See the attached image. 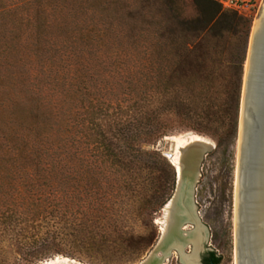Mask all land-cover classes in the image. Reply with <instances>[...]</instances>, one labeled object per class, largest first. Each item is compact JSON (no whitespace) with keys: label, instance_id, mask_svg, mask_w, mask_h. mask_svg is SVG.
<instances>
[{"label":"trees","instance_id":"obj_1","mask_svg":"<svg viewBox=\"0 0 264 264\" xmlns=\"http://www.w3.org/2000/svg\"><path fill=\"white\" fill-rule=\"evenodd\" d=\"M109 1L116 7L108 0H0V66H8L7 90L0 84L8 242L25 264L77 254L136 263L149 243L133 230L134 216L121 214L115 191L131 195L137 155L153 158L145 205H165L175 181L164 158L136 146L165 136L173 120L158 122L163 114L180 123L197 115L204 124L196 132L202 134L223 117L226 136L236 134L250 19L222 11L220 0H192L198 17L185 21L168 0H144L150 20L140 36L150 73L138 87L135 75L117 74L114 86L94 96L88 75L63 68L73 66L70 54L77 68L86 63L84 51L129 45L134 27L124 26L119 0ZM103 96L113 102L102 104ZM92 169L109 176L99 175L92 184ZM2 206L0 201V211ZM4 236L0 230V255Z\"/></svg>","mask_w":264,"mask_h":264},{"label":"rangeland","instance_id":"obj_2","mask_svg":"<svg viewBox=\"0 0 264 264\" xmlns=\"http://www.w3.org/2000/svg\"><path fill=\"white\" fill-rule=\"evenodd\" d=\"M173 5L175 14L185 21H192L198 17V11L192 0H168ZM108 2H110L108 0ZM111 7H116L110 2ZM120 8H123L124 26L134 27V37L128 38L129 45L121 43V46L117 48L101 49V50H88L82 53V57L86 59V63L82 67H75L77 60L73 54H70L71 68L64 67L63 70L67 71L66 74L75 75L83 74L88 75L91 78L88 84L91 88L92 94L95 96L104 86H114L115 80L112 77L117 74L123 75H135L136 86L144 84L143 78L150 73V66L148 62V54L144 52L143 39L141 38V29L146 27V23H149L148 18L149 9H147V3L144 0H119L117 4ZM253 5V6H251ZM129 8V9H128ZM127 10L133 13V17H128ZM222 11H232L223 9ZM264 14V0H244V7L239 14L241 17L250 19V27L246 39L245 61L243 66L242 85L244 81V67L246 58L248 55L250 34L254 23L259 20ZM121 17V16H120ZM95 20V18H94ZM141 33V34H140ZM126 41H123L125 43ZM134 42V43H133ZM120 52V55L118 54ZM146 53V54H145ZM50 56L53 52H49ZM78 54V52H74ZM120 57V58H118ZM118 58V59H117ZM147 60V62H146ZM102 63V64H100ZM62 71V70H61ZM78 71V73H76ZM139 79V80H138ZM0 84L4 86L5 90L8 87V66H0ZM103 94V93H102ZM242 94V86H241ZM240 94V101H241ZM91 96V97H94ZM96 98V97H95ZM109 98L103 96L102 104L113 102L105 99ZM240 112V106H239ZM117 116L111 117L110 120L116 119ZM173 120L168 124V130L163 138L155 140L152 144H140L136 146L138 149L149 152L157 153L161 158H164L168 164L173 168L169 161L164 157V153L169 152L172 149L173 156L176 153V141L187 142L191 137H198L214 146V149L207 153L199 167V177L193 188L192 202L194 206V216L198 224L188 223L185 227L186 232L193 233L196 226L200 229L201 241L204 240L202 246L198 249L203 254L206 251L214 252L220 257L221 264H235L234 250L236 246L235 237V183H236V171H237V147H238V121L236 127V134L234 137L226 136L228 119H224L219 116L216 117L211 124L210 130H207V134L196 132V129L202 130V126L199 123L202 121L197 115L192 116L186 123H180V119L163 114L158 118V122L167 124L165 121ZM98 122L102 126H106L108 120L100 117ZM159 123V124H160ZM204 124V122H201ZM145 129V126L142 125ZM171 127V129H169ZM208 127V126H207ZM2 137L7 136L1 135ZM170 138H174V144L170 141ZM176 140V141H175ZM217 141V143L215 142ZM135 164L133 165V176L130 180L129 189L130 192H124V190L116 189L115 193L119 195L117 201L121 210V214L133 215L135 218L133 230L145 237L149 243L147 251L142 257L134 264L140 263L148 253L154 248L157 242L163 235L162 230L165 231L167 212L164 210L166 204L171 200L176 188V173L174 169V186L168 188L162 201H165V205L161 207L151 208L145 205L144 201L152 193V188L149 183V178L152 177V173L147 169L148 162H152L153 158L144 155L135 156ZM92 184L97 177L109 176L106 170L99 172L96 169H92L89 172ZM60 179V176L58 177ZM0 201L2 202V211H0V230L4 231L5 240L2 242V254L0 255V264H25L20 260L18 256V250L16 244L8 242V153L2 149L0 152ZM24 228L23 225L19 226ZM59 229V226L51 228V230ZM235 242V243H234ZM235 245V246H234ZM194 251V250H193ZM184 254L192 256V247L187 246L184 249ZM69 259L76 263L81 264H114L113 260H106L98 258H90L84 255H75L74 257H64L58 255L54 259L48 261L39 262L36 264H46L49 262H55L57 259ZM164 264H181L180 257L174 252L173 256L167 259Z\"/></svg>","mask_w":264,"mask_h":264},{"label":"bare ground","instance_id":"obj_3","mask_svg":"<svg viewBox=\"0 0 264 264\" xmlns=\"http://www.w3.org/2000/svg\"><path fill=\"white\" fill-rule=\"evenodd\" d=\"M264 17V14L262 15ZM257 20L254 23L252 33L250 34L249 40V48L248 55H250L252 39L254 32L260 22ZM258 46L257 51L260 54V58L264 57V26L261 29L258 35ZM264 58L262 59V63L260 70L263 69ZM256 66V70L259 69ZM248 67V60L245 63V74L244 78L246 79V70ZM244 82V81H243ZM243 87V85H242ZM244 94V90H242V94ZM252 99L249 102V112L250 119L243 129L242 124V103L240 104V115L238 121V147H237V171H236V183H235V223L237 225V195L238 188L240 189V198L242 202V207L240 210V224L239 230L235 229V237H236V246H235V264H263L260 254L258 252L257 246L254 241L255 235V193H256V150H257V123L259 117L260 106L255 102L253 94ZM176 141V140H175ZM182 141V140H181ZM179 140L176 141V153L173 156L172 163L176 168L177 174L180 178L181 166H183V174L185 178L186 185L188 184L189 179L193 176L198 175L197 166L199 162H195L193 158V154H189L184 158V161L181 163L182 156L179 153L180 148H184L189 145V143H200L204 146L211 147L210 143L198 138L191 137L187 142H181ZM241 159V160H240ZM239 160L241 163V172L238 169ZM189 190L187 186H183L179 192L177 205L172 206L170 202H168L165 206V211L167 212L166 225L167 229L162 230L163 237L165 240L169 241L172 244H180V242L185 238H182L177 232V224L179 221L186 219L194 224H198L195 222L196 218H194L193 208L189 201ZM171 216V217H170ZM195 219V220H194ZM199 226H196V229L191 235H189L186 239L187 242H190L193 245V255L187 256V258H181L182 264H196L197 258L196 254L198 253V249L201 246V238H200V229ZM182 230V229H181ZM235 243V242H234ZM66 260V259H61ZM59 259L55 262H49L46 264H58L60 263Z\"/></svg>","mask_w":264,"mask_h":264},{"label":"water","instance_id":"obj_4","mask_svg":"<svg viewBox=\"0 0 264 264\" xmlns=\"http://www.w3.org/2000/svg\"><path fill=\"white\" fill-rule=\"evenodd\" d=\"M264 26V17L260 19V22L254 32L252 39V46L250 55H247L246 61L248 60V67L246 70V79L244 78L242 90H244V94L241 95L242 103V124L243 129L250 119L249 112V102L252 99V94L256 103L260 106L258 123H257V150H256V193H255V235L254 241L257 246L258 252L264 264V64L263 69L260 70L262 59L260 58V54H258L257 46H258V35L261 29ZM264 62V61H263ZM258 65V66H257ZM256 66L259 69H255ZM245 74V71H244ZM245 77V76H244ZM240 115V112H239ZM170 141L174 144V138H170ZM214 149V146H204L200 143H189L188 146L179 149V153L182 156L181 163L184 161V158L190 153L193 154V158L195 162H199L197 166L198 175L193 176L189 179L188 184L186 185L184 174H183V166H181V175L180 178L177 174L176 168L172 163L173 153L171 150L169 152L164 153V157L169 161V163L173 166L176 173V188L173 197L171 198L170 205H177L178 196L181 188L187 186L189 190V201L193 208L194 214V206L192 202L193 188L196 184L199 177V167L204 158V156ZM241 160V159H240ZM239 160L238 169L241 172V163ZM242 207V202L240 198V189L238 188L237 195V229L239 230L240 224V210ZM194 216V215H193ZM171 217V216H170ZM195 218V216H194ZM195 220V219H194ZM197 223V220H195ZM187 223L193 222L183 219L179 221L176 229L179 230L182 226ZM167 229V227H165ZM165 229V230H166ZM180 231V230H179ZM184 238V237H183ZM187 237H185L180 244H172L169 241L165 240L162 236L160 242L148 253V255L138 264H164V262L169 258L172 250L178 252L180 257L187 258L184 254L183 250L188 245L186 241ZM62 259V257H60ZM196 258L198 259V253L196 254ZM58 264H81L76 263L73 260H61Z\"/></svg>","mask_w":264,"mask_h":264},{"label":"flooded vegetation","instance_id":"obj_5","mask_svg":"<svg viewBox=\"0 0 264 264\" xmlns=\"http://www.w3.org/2000/svg\"><path fill=\"white\" fill-rule=\"evenodd\" d=\"M186 225H188V223H187ZM186 225L182 226V227L179 229L180 231L177 230L178 234H179L182 238H183V237H188L189 235H191L190 232H186V231H185V227H186ZM181 229H182V230H181ZM162 236H163V235H161L160 240H161ZM160 240L157 242V244L160 242ZM203 242H204V240H202V242H201V246H202ZM157 244H156V245H157ZM156 245H155V246H156ZM155 246H154V247H155ZM187 246H191V247H192V253H193V245H192L190 242H188V245H186V247H187ZM184 249H185V248H184ZM200 250H201V249H200ZM200 250H199V252H198V259H197V263H196V264H221L220 257H218L214 252L206 251V252H204L203 254H201V253H200ZM174 252L178 254V252H176L175 250H172L171 253H170L169 258L173 256ZM183 252H184V250H183ZM211 254H214V255L212 256ZM178 255H179V254H178ZM179 257H180V255H179ZM169 258H168V259H169ZM217 260H218V262H217ZM180 263L182 264V262H181V257H180Z\"/></svg>","mask_w":264,"mask_h":264},{"label":"built area","instance_id":"obj_6","mask_svg":"<svg viewBox=\"0 0 264 264\" xmlns=\"http://www.w3.org/2000/svg\"><path fill=\"white\" fill-rule=\"evenodd\" d=\"M220 4L223 9L232 10L241 14L244 7V0H220Z\"/></svg>","mask_w":264,"mask_h":264}]
</instances>
